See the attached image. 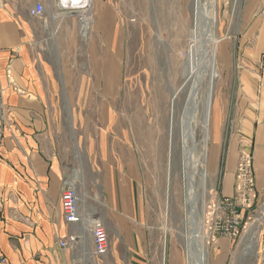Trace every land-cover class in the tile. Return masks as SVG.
<instances>
[{"label":"rangeland","instance_id":"1","mask_svg":"<svg viewBox=\"0 0 264 264\" xmlns=\"http://www.w3.org/2000/svg\"><path fill=\"white\" fill-rule=\"evenodd\" d=\"M55 2L44 0L47 15ZM215 2L218 42L213 64L200 82V119L192 126L194 145L203 148L207 171L198 187L197 205L207 264L220 261H213L215 242H209L204 222L216 199L226 197L218 194L220 170L212 171L209 163L213 111L217 105L222 110L225 141L235 130V100L253 77L237 49L245 0ZM92 5L85 39L73 14L46 25L50 33H44L43 45L45 65L57 82L49 87L55 153L66 177L76 184L81 208L89 219L102 222L108 238V252L95 255L87 224L79 225L80 242L84 240L80 244L90 254L83 263L186 264L179 124L187 101L184 81L194 65L193 0H92ZM226 43L228 63L223 65L217 50ZM200 120L207 126L204 145ZM251 209L221 264H255L256 247L245 251L248 231L258 223L255 201Z\"/></svg>","mask_w":264,"mask_h":264},{"label":"crops","instance_id":"2","mask_svg":"<svg viewBox=\"0 0 264 264\" xmlns=\"http://www.w3.org/2000/svg\"><path fill=\"white\" fill-rule=\"evenodd\" d=\"M37 1L44 3L0 0V253L11 264H84L80 242L59 244L77 231L78 224L66 222L62 212L60 189L66 175L55 153L49 93L57 82L45 65L43 51L49 26L28 13ZM242 21L237 49L249 62L253 77L235 100V130L225 141L222 110L215 106L209 163L212 171L221 173L218 194L231 196L240 150L251 153L259 208L255 264H264V0H245ZM228 48L226 43L217 50L223 65L228 63ZM231 241L217 237L213 261L221 264L228 258Z\"/></svg>","mask_w":264,"mask_h":264},{"label":"bare ground","instance_id":"3","mask_svg":"<svg viewBox=\"0 0 264 264\" xmlns=\"http://www.w3.org/2000/svg\"><path fill=\"white\" fill-rule=\"evenodd\" d=\"M236 1V0H235ZM54 17H52V20ZM217 8L215 0H193V51L194 65L184 81V90L187 92L186 105L182 111L179 124V134L183 146L182 159V180L185 189L186 204V227L188 233L184 236L186 246V264H207V249L204 245V238L201 236L202 218L198 208V187L201 181L206 178L207 171L204 161L201 159L204 152L195 147L192 126L199 118L196 113L200 105V82L207 77L208 69L212 66L215 56V47L218 42L216 34ZM46 26V25H45ZM89 23L85 21L82 27V37L85 39L88 34ZM52 46V45H51ZM173 98V97H172ZM174 98L171 101L173 108ZM200 119V118H199ZM200 130L204 134L201 144L206 143L207 126L200 120ZM175 122L173 116L170 119L169 138L172 141ZM193 144L191 149L187 145ZM200 144V147H201ZM94 219L90 218L92 222ZM258 226L250 228L246 237L245 251H253L257 243ZM87 228L81 230L86 231ZM186 230V231H187ZM80 242V234H79ZM80 243L84 244V240ZM83 258L88 261L90 254L84 248Z\"/></svg>","mask_w":264,"mask_h":264},{"label":"built area","instance_id":"4","mask_svg":"<svg viewBox=\"0 0 264 264\" xmlns=\"http://www.w3.org/2000/svg\"><path fill=\"white\" fill-rule=\"evenodd\" d=\"M55 5L47 15V7L41 1L35 2L29 9L31 17L39 18L44 25L57 18L75 15L77 18L78 31L81 33L85 21L92 23V0H55ZM51 9V8H50ZM58 11L57 14L54 11ZM55 13V14H53ZM52 17L54 19L52 20ZM3 138L2 125V97L0 87V146ZM254 189L252 158L245 151L241 155L236 167V179L231 196L218 197L214 203L210 217L204 222L207 227L209 242L214 243L218 236H226L234 239L239 233L247 214L256 199ZM61 206L64 220L68 223H77L78 226L87 224L90 234L92 250L95 255L101 256L108 252V238L102 222L99 219L89 221V214L81 208V198L76 184L72 178L65 177L60 189ZM79 231L67 235L65 240H60L61 247L73 246L79 242ZM0 264H11L9 260L0 253Z\"/></svg>","mask_w":264,"mask_h":264}]
</instances>
